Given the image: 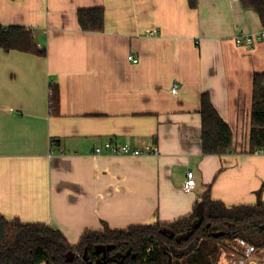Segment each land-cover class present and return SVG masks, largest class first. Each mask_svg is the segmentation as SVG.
Segmentation results:
<instances>
[{
    "label": "crops",
    "instance_id": "0c3cea01",
    "mask_svg": "<svg viewBox=\"0 0 264 264\" xmlns=\"http://www.w3.org/2000/svg\"><path fill=\"white\" fill-rule=\"evenodd\" d=\"M90 7H103L102 31L80 28L77 12ZM0 24L31 29L45 51L0 48L6 219L45 223L75 245L102 223L124 229L186 217L207 190L227 207L264 202V153L248 151L264 39L250 48L234 41L262 29L254 10L239 0H196L194 8L189 0H0ZM52 86L57 114L49 109ZM204 92L232 130L225 154L202 153ZM105 142L158 153L94 154ZM188 170L196 179L189 193ZM232 257L226 249L219 260Z\"/></svg>",
    "mask_w": 264,
    "mask_h": 264
},
{
    "label": "trees",
    "instance_id": "16d2710c",
    "mask_svg": "<svg viewBox=\"0 0 264 264\" xmlns=\"http://www.w3.org/2000/svg\"><path fill=\"white\" fill-rule=\"evenodd\" d=\"M242 8L254 10L264 27V0H239ZM190 7L196 0H189ZM80 28L85 31H102L105 12L103 7H90L77 12ZM0 48L40 56L44 49L37 46L33 32L24 26L0 24ZM50 113L57 114L59 93L50 87ZM201 148L203 154H225L232 150V130L213 106L210 96L204 92L200 97ZM249 152L264 153V72L253 75ZM55 143L52 141V146ZM203 220L186 240L177 242L160 232L167 228L175 235L185 232L197 218L193 212L168 223L132 225L124 229H113L102 223L100 229L85 230L75 245L65 236L45 223H22L8 220L0 213V264H94L100 258L96 245H114L104 264H220L222 250H232L234 239H243L256 249H264V202L253 205L227 207L211 197L209 190L201 196ZM199 203V202H198ZM197 203V204H198ZM196 204V205H197ZM207 224L209 226L207 227ZM226 234L215 238L213 233ZM74 253L72 260L66 259L68 252ZM124 259L113 260L116 253H126ZM86 252V259L83 258ZM236 253V252H235Z\"/></svg>",
    "mask_w": 264,
    "mask_h": 264
},
{
    "label": "built area",
    "instance_id": "2783aa9c",
    "mask_svg": "<svg viewBox=\"0 0 264 264\" xmlns=\"http://www.w3.org/2000/svg\"><path fill=\"white\" fill-rule=\"evenodd\" d=\"M264 39V27L255 33L243 34L237 33L234 36V41L237 45H241L246 48H250L256 41ZM128 59L136 62L137 59L133 55H129ZM172 93L177 92V86L173 85L171 88ZM50 96L52 89L50 88ZM52 144V143H51ZM158 149L153 146H146L142 149L131 147L127 144H113L111 142H105L101 145L94 147V154L96 155H127V156H139L145 154H157ZM196 186L195 174L192 170H188L186 173L185 180L183 182V191L192 192ZM235 245L232 247L233 257L229 264H260L254 258L256 248L243 239H234ZM236 252V253H235Z\"/></svg>",
    "mask_w": 264,
    "mask_h": 264
},
{
    "label": "water",
    "instance_id": "95a60500",
    "mask_svg": "<svg viewBox=\"0 0 264 264\" xmlns=\"http://www.w3.org/2000/svg\"><path fill=\"white\" fill-rule=\"evenodd\" d=\"M196 215L197 218L191 223L190 227L183 233L177 234L175 235V233L173 231H171L170 229L167 228H163L160 230V232L164 235H168L169 237H173L175 236V240L177 242H180L181 240H186L189 238V236L192 234L193 230L196 229L197 227H199V225L201 224L202 220H203V206L202 203L199 202L196 206ZM209 226V224H207V227ZM226 233L224 231H218L213 233V237L218 238L221 237L223 235H225ZM114 249V245H96L95 246V252L97 254H101L100 258H98L94 264H104L107 260H108V252L110 250ZM128 255V251L126 253H116L114 255V257H112L113 260H117V259H124L125 256ZM74 258V253L73 252H68L66 254V259L67 260H72ZM84 259H86V252L84 253L83 256ZM172 262V258L169 255L168 258V264H171Z\"/></svg>",
    "mask_w": 264,
    "mask_h": 264
},
{
    "label": "rangeland",
    "instance_id": "374dc122",
    "mask_svg": "<svg viewBox=\"0 0 264 264\" xmlns=\"http://www.w3.org/2000/svg\"><path fill=\"white\" fill-rule=\"evenodd\" d=\"M262 249H263V248H260V249L258 250V254H259V256H261V255H260V251H261ZM219 262H224L223 264H225V263L227 262V263L229 264V263H230V260L220 259Z\"/></svg>",
    "mask_w": 264,
    "mask_h": 264
},
{
    "label": "flooded vegetation",
    "instance_id": "af4514ba",
    "mask_svg": "<svg viewBox=\"0 0 264 264\" xmlns=\"http://www.w3.org/2000/svg\"><path fill=\"white\" fill-rule=\"evenodd\" d=\"M100 256H101V254H100Z\"/></svg>",
    "mask_w": 264,
    "mask_h": 264
}]
</instances>
